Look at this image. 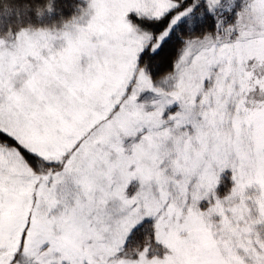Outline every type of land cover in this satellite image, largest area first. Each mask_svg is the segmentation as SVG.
Wrapping results in <instances>:
<instances>
[{"label": "snow or ice", "instance_id": "snow-or-ice-1", "mask_svg": "<svg viewBox=\"0 0 264 264\" xmlns=\"http://www.w3.org/2000/svg\"><path fill=\"white\" fill-rule=\"evenodd\" d=\"M0 264H264V0H0Z\"/></svg>", "mask_w": 264, "mask_h": 264}]
</instances>
